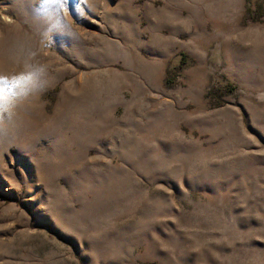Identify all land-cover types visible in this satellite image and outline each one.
I'll return each mask as SVG.
<instances>
[{"label":"rangeland","instance_id":"rangeland-1","mask_svg":"<svg viewBox=\"0 0 264 264\" xmlns=\"http://www.w3.org/2000/svg\"><path fill=\"white\" fill-rule=\"evenodd\" d=\"M21 79L0 264H264V0H0Z\"/></svg>","mask_w":264,"mask_h":264},{"label":"snow or ice","instance_id":"snow-or-ice-1","mask_svg":"<svg viewBox=\"0 0 264 264\" xmlns=\"http://www.w3.org/2000/svg\"><path fill=\"white\" fill-rule=\"evenodd\" d=\"M26 83V80L21 79L20 81L14 82L11 86L7 84L5 81H0V93L4 92L5 89H9L12 87H22Z\"/></svg>","mask_w":264,"mask_h":264},{"label":"bare ground","instance_id":"bare-ground-1","mask_svg":"<svg viewBox=\"0 0 264 264\" xmlns=\"http://www.w3.org/2000/svg\"><path fill=\"white\" fill-rule=\"evenodd\" d=\"M160 41L163 40V39H159ZM251 69V68H250Z\"/></svg>","mask_w":264,"mask_h":264}]
</instances>
